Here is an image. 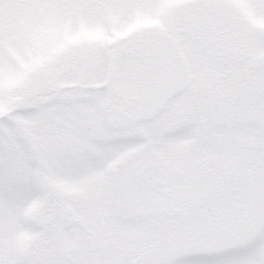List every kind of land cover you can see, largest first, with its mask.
Masks as SVG:
<instances>
[{"label": "snow or ice", "instance_id": "obj_1", "mask_svg": "<svg viewBox=\"0 0 264 264\" xmlns=\"http://www.w3.org/2000/svg\"><path fill=\"white\" fill-rule=\"evenodd\" d=\"M0 264H264V0H0Z\"/></svg>", "mask_w": 264, "mask_h": 264}]
</instances>
